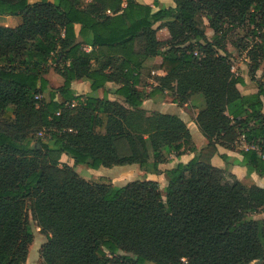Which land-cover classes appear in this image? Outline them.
I'll use <instances>...</instances> for the list:
<instances>
[{
	"label": "trees",
	"instance_id": "1",
	"mask_svg": "<svg viewBox=\"0 0 264 264\" xmlns=\"http://www.w3.org/2000/svg\"><path fill=\"white\" fill-rule=\"evenodd\" d=\"M173 2L154 0L153 10L137 0H0V16L19 17L0 25V264L25 263L29 216L45 237L40 264H264V217L256 218L264 187L211 164L218 145L234 150L243 139L239 163L264 178V68L257 92L242 93L226 51L236 28L258 38L247 52L255 80L264 0ZM51 69L58 87L49 86ZM78 80L92 95L74 94ZM108 82L122 103L93 95ZM155 95L180 106L203 97L195 118L203 148L178 116L143 109ZM186 151L196 154L167 171L163 189L74 170L137 164L159 173Z\"/></svg>",
	"mask_w": 264,
	"mask_h": 264
},
{
	"label": "crops",
	"instance_id": "2",
	"mask_svg": "<svg viewBox=\"0 0 264 264\" xmlns=\"http://www.w3.org/2000/svg\"><path fill=\"white\" fill-rule=\"evenodd\" d=\"M137 1L141 4H146L151 6L153 10L158 9V7L154 6V0H137ZM157 1L160 3V5L164 7L174 6L173 0H157ZM7 17H12L15 19L14 24L8 27L17 26V24L19 23L18 16H7ZM78 28L79 25H76V30H78ZM155 61H157V58L152 61H149L148 63L152 65L154 64ZM248 68L249 67L247 63H239L236 65H232V72L236 70L237 72H235V74L241 77V79L243 80V84H237L238 90L245 94H249V93L253 94L257 92V87L252 85V81L250 80L248 73ZM50 71H52L58 79V84L55 87L60 86L63 82L62 78L52 69L49 70V72ZM48 74H46V78L49 81V86H50V80ZM152 74L162 75L163 72L154 71L152 72ZM117 87L118 85L112 82H108L105 84L104 87L98 89L95 93H93V95L99 98H104L111 101L115 100L122 103V98L114 93ZM71 88L73 89L75 95H92L90 89V82L88 80L74 81L71 84ZM56 99H59V97L56 96ZM261 100L263 103L262 112L264 114V97H261ZM203 106H204V99L201 95H194L187 103H185L182 106L172 102V99L169 95H165V97H162L160 95H155L152 98L146 99L142 104L143 109H145L147 112L155 111L161 114L178 116L186 124L191 136V140L197 150L203 148L207 144V139L203 136V134L197 128L195 123L196 115L200 110V108H202ZM246 147L247 145L243 141V139H240V141L236 146V149L234 150L226 149L225 147L218 145L216 147L217 148L216 153L211 158V164L214 167L220 169H225L227 167V170L233 175H235L237 179L239 180L247 179L248 181H250L251 184L264 187L263 177H260L255 173H251L250 175H248L246 167H244L239 163L242 159L239 150ZM195 154L196 152L186 151L179 156L171 155L170 159L167 162L158 165V169L160 171L159 173H146L143 171L145 173L144 178H138L135 180L147 179V180L156 181L158 182L160 188L163 189L167 186L169 182L167 171L172 169L178 163H182V164L188 163L195 156ZM224 157L226 159H224ZM68 158L71 159L70 157ZM132 165L137 166L138 167L137 169H139V166L137 164H132ZM129 166L131 165L114 166V167H129ZM99 168H105V167H99ZM105 169H109V168H105Z\"/></svg>",
	"mask_w": 264,
	"mask_h": 264
},
{
	"label": "rangeland",
	"instance_id": "3",
	"mask_svg": "<svg viewBox=\"0 0 264 264\" xmlns=\"http://www.w3.org/2000/svg\"><path fill=\"white\" fill-rule=\"evenodd\" d=\"M15 19L7 16H0V25L11 26L14 24ZM202 22L205 24H202ZM200 25L204 28L207 36L210 38L212 36V30L208 28L207 21L203 18ZM159 37L161 38V32H159ZM258 38H254L248 32L247 28L239 27L234 31L229 32L226 38V51L230 56L233 65L239 63L249 62L248 50L251 49V46L256 42ZM156 62V61H155ZM261 66L256 73L255 80L252 81V85L257 87V83L262 80V72L264 68V62H260ZM237 72L233 71V74ZM236 75V74H235ZM50 80V87L53 88L58 84V79L55 74L50 71L48 74ZM47 96V94L45 95ZM2 123V122H1ZM0 123V126L2 124ZM43 131H36L35 138L42 136ZM62 162L73 165V161L67 156L62 157ZM137 166L129 167H113L109 169L99 168V169H90L82 165L74 166V170L84 179L89 181L98 182V181H108L114 185H123L128 181L135 180L138 178H144L145 173L140 168L137 169ZM250 183L247 179L244 181ZM264 211L256 215V218H263ZM30 228L33 232V242L29 246L27 258L24 264H40L39 249L41 245L45 242V237L40 233L39 228L36 226V223L29 216Z\"/></svg>",
	"mask_w": 264,
	"mask_h": 264
}]
</instances>
